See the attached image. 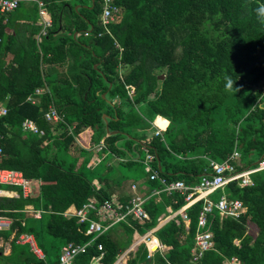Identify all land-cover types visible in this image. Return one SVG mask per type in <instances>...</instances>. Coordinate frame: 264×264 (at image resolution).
<instances>
[{"label":"trees","instance_id":"16d2710c","mask_svg":"<svg viewBox=\"0 0 264 264\" xmlns=\"http://www.w3.org/2000/svg\"><path fill=\"white\" fill-rule=\"evenodd\" d=\"M40 1L51 25L39 41V24L29 25L28 34L21 27L8 34L0 17V104L7 108L0 116V168L22 172L32 187L27 198L0 197V215L11 220L0 237L7 240L13 233L9 253L0 249V264H45L29 244L16 242L20 234L33 235L42 252L49 245L54 264L63 244L95 236L87 233L88 221L63 215L91 198L97 206L110 199L107 176L87 167L95 149L126 159L118 165L134 167L146 147L159 177L189 185L211 172L210 159L223 161L234 148L240 160L247 159L243 167L250 156H264V0H112L118 12L107 25L100 19L103 0ZM37 87L45 91L32 104L26 98ZM50 104L61 121L44 117ZM157 115L168 120L164 141L151 132L150 121ZM26 119L43 133L23 131ZM155 122L166 125L161 118ZM144 172L148 187H161ZM249 177L252 185L229 181L211 193L213 201L222 194L241 200L245 211L233 218L214 209L203 228L212 234V246L197 259L202 200L185 208L187 225L177 213L154 231L159 248L150 258L141 243L129 252L127 264H224L232 257L240 264H264V170ZM27 204L42 209L41 216L26 217ZM185 204L179 191H162L158 200L149 197L144 202L147 219L128 216L116 222L73 264H90L100 252L98 243L101 263L114 264L135 230L143 235L167 206L173 213ZM89 218L96 219L95 212ZM249 222L255 232L248 231Z\"/></svg>","mask_w":264,"mask_h":264},{"label":"built area","instance_id":"2783aa9c","mask_svg":"<svg viewBox=\"0 0 264 264\" xmlns=\"http://www.w3.org/2000/svg\"><path fill=\"white\" fill-rule=\"evenodd\" d=\"M20 0H0V15H7L13 10H15L19 5ZM38 6V12L40 16V26L41 29L36 35L37 41L41 39V36L45 34L47 27L51 25V18L48 15L44 4L40 0H35ZM118 12V7L113 4L112 0H103L102 12L100 19L103 25H107L114 19V15ZM89 31H86L87 34ZM1 42V38H0ZM45 91L42 87H37L34 89V92L27 96L26 100L32 104L39 102V95ZM133 89L131 88L128 93L132 94ZM7 113V108L5 105L0 104V116H3ZM44 117L47 121L57 122L62 120V115L59 114L58 110L50 104L47 111L44 113ZM21 129L23 131H30L33 133L42 134L43 131L40 130L31 119H26L21 123ZM154 135L159 136L162 141L163 138V129L160 126L154 125ZM2 155V148L0 146V156ZM239 158V152L236 148L232 151L231 155L223 161H215L210 159L209 166L211 167V172L209 174H204L201 176L200 180L193 185L184 183L181 180H172L168 181L164 177H159L158 172L151 167V162L154 159V155L146 152V156L143 160L145 170L149 173L150 179H157L161 184L160 188H153L151 195H156L162 191L171 193L173 191H179L184 194V201L186 204L179 209V213L184 220L187 219L184 210L189 205L193 204L198 200H202L201 209L197 216V228L198 232L195 238V254L194 260L197 259L203 251L209 249L212 246V234L209 231H204L203 228L206 225L207 216L214 210H218L221 216H230L233 218H238L244 211L245 207L242 204L241 200L229 198L226 194H222L217 200L213 201L207 197V195L213 192L217 188H223L225 184L229 181H236L239 186L252 185L253 181L249 177L252 172L263 170L264 169V159L256 163V166L249 168L247 170H237L236 161ZM0 184L16 187L19 191V194L23 198L30 196L32 192L31 181L27 179L22 172L13 169L0 168ZM133 189L136 188L135 184H132ZM146 198L134 194L128 201L125 207L117 206L113 203L111 199H106L102 202L100 206L96 205L94 198L89 199L85 202L80 208H77L73 213L77 217L78 222L88 221L87 233H94L95 236L88 242L85 243H73L68 242L63 244L60 247L58 263L57 264H73L75 258L86 251L87 247L95 239V237L103 232H105L110 226L115 224L120 220H125L128 216L132 218L143 221L148 218V214L144 209V202ZM95 212V214L108 215L112 213L109 217L110 221L102 223L97 219L89 218L90 212ZM42 209H36L33 211V216L39 218L42 214ZM175 214V215H176ZM11 225V220L3 215H0V230L8 229ZM154 230L152 228L147 230L143 234L141 239L138 242H142L146 247V258H150L152 254L159 248V242L154 238ZM17 242L28 241L32 243L31 237L27 234H20L16 239ZM32 251L35 255L43 258V255L40 253L39 249L32 245ZM97 248L100 251L98 256H96L90 264H102L101 258L103 256V247L101 243L97 244ZM125 252H121L115 264H120L124 259ZM37 264V263H31ZM142 264V263H140ZM224 264H240V261L236 257H232L224 260Z\"/></svg>","mask_w":264,"mask_h":264},{"label":"crops","instance_id":"0c3cea01","mask_svg":"<svg viewBox=\"0 0 264 264\" xmlns=\"http://www.w3.org/2000/svg\"><path fill=\"white\" fill-rule=\"evenodd\" d=\"M37 6V2L35 0H20L19 1V5L18 7L13 10L12 12H10L9 14L7 15H0V17H4L3 19V22L4 23H7V28H6V32L8 34H14L13 32V28H17V27H21L24 29V32L23 34H28V26L31 25V24H40V16H39V12L37 13V11L35 10L34 6ZM20 6H22V12L20 15H16V16H13L12 13L15 12ZM38 7V6H37ZM77 8V7H76ZM49 15V14H48ZM50 16V15H49ZM27 26V27H26ZM90 31V30H88ZM22 33V32H21ZM76 35V33H74V36ZM11 56V54H9V57ZM104 94V93H103ZM105 95V94H104ZM104 97V96H102ZM105 117V114L103 115ZM157 118H161L162 120H165L166 121V125L164 127H161L163 129V132L164 130L166 129L167 125H168V120L163 118L162 116H159L157 115L153 121H150V124H151V132H154V125H157L156 124V119ZM158 126V125H157ZM107 134H114V133H110L109 131L107 132ZM136 146H134L135 148ZM137 148V147H136ZM143 150L145 151V156H146V147H143ZM240 156V154H239ZM106 155L104 153H101V152H98L94 151V153L92 154L91 156V159H90V162H89V166L90 164H95L97 162H101L102 159H106ZM137 157H138V154H137ZM264 156H261L259 158H256L254 160H252L251 158V162L249 164H246L245 167H243V163H245V160H240V157L237 159L236 161V164L238 165H241L243 168L242 170H247V169H251L254 167V165L256 166V163L259 162L261 159L263 160ZM115 156L109 161V163H107V167L108 166H117V164L119 163L117 160L115 161ZM145 158V157H144ZM143 158V160H144ZM118 159V158H116ZM118 160H122V161H125L126 159H118ZM142 160V162H143ZM144 165V164H143ZM93 166V165H92ZM90 166V167H92ZM119 166V165H118ZM107 169V168H106ZM264 170V169H263ZM146 171V170H145ZM117 176L113 175V176H110L109 178H107L108 180V183L107 186H106V191L107 193L110 194V199L113 203L117 204V206H121V207H125L126 204L128 203L129 199L134 195V194H139L143 197H145L146 199H148L149 197H155L156 200L159 199V193L156 194V195H151V191L153 190V188L151 189L150 187H148L147 183L145 180H142L140 181L139 183L137 182H131L130 184L128 185H118L117 183ZM97 186H100V184L98 183V180L97 179H94L93 181ZM102 184V183H101ZM132 184H135L136 185V188L133 189L131 187ZM3 185V184H2ZM32 188V187H31ZM213 193V192H211ZM211 193H209L207 195V197L209 199L210 196H211ZM19 195V191L16 187H12V186H8V185H3L2 187H0V197H16ZM212 200V199H211ZM38 208H34L33 205L31 204H27L24 206V209H23V212H24V215L26 217H32V218H37L35 216H33V211L36 210ZM77 208L74 206V205H71L70 207H68V209L63 213L64 216L66 217H70L73 215V213L75 212ZM176 212V211H175ZM175 212H171V207L170 206H167L166 207V211L164 213H162L160 215V217L158 218V223L155 227V230L157 228H159L160 226H162L165 222H167L169 219L173 218L175 216ZM43 213V212H42ZM96 215V214H95ZM112 215V213H109L107 216L106 215H103L102 213L101 214H97L96 215V219L98 221H101L102 223H105L107 221H110L109 220V217ZM189 222L188 219L185 220V224L187 225ZM111 227V226H110ZM109 227V228H110ZM108 228V229H109ZM107 229V230H108ZM7 230V229H4V231ZM154 230V231H155ZM251 230H254V232L256 231V226L252 223H248V231H251ZM0 231H3V230H0ZM154 233V232H153ZM25 234V233H24ZM31 237V240H32V243L31 242H28V241H23V242H17V243H27L29 244L30 246V249L32 251V248L31 246L34 245L38 248L37 244H36V241L34 240L33 238V235L31 234H27ZM154 235V234H153ZM141 235L135 230L133 232V235H132V241H131V244L128 246L127 249H125L123 252H125L126 250H129L127 251V254L125 255L124 259L120 262V264H127V261L128 259L130 258V253L129 252H134L136 249H137V246H139V244H141L142 242H138L139 241V238ZM11 238H13V233L9 236V238L7 240H5L4 238L0 237V245L2 244H5L7 245V250L5 252L2 251V254L4 255H7L10 251V244H9V241L11 240ZM154 238L158 241V239L156 238V236L154 235ZM145 245V244H144ZM39 249V248H38ZM40 253L43 255V258L35 255L32 251V253L34 254V256L37 258V259H40V260H44L45 264H49L46 259H45V256H44V253L41 251V249H39ZM35 263V262H33ZM115 263V262H114Z\"/></svg>","mask_w":264,"mask_h":264},{"label":"rangeland","instance_id":"374dc122","mask_svg":"<svg viewBox=\"0 0 264 264\" xmlns=\"http://www.w3.org/2000/svg\"><path fill=\"white\" fill-rule=\"evenodd\" d=\"M79 7L80 4L77 3L74 8L76 7ZM22 12V6H20L15 12L12 13L13 16H16V15H20ZM143 108V107H142ZM133 145H136L135 142ZM141 157H145V151L142 149L141 150ZM113 158V156H108L106 159H102L101 162H97L95 164H90V166L95 167L94 168V173L98 176V175H101V176H107V178H109L110 176H117V183L118 185H128L130 184L131 182H137L139 183L140 181L142 180H145L146 178V173L144 172L145 170V167L143 165V163L141 162H137L135 163V166L134 167H126V166H123V165H119L117 164V166H113L111 167L110 169H108L107 171L106 168H107V163H109V161ZM250 158L252 160L256 159V155H252L250 156ZM79 160V159H78ZM118 161V159L115 158V161ZM245 161L247 159H244ZM81 162L78 161V164L79 165ZM87 167H89V165H87ZM85 173H87V169L84 168L83 170ZM146 181V180H145ZM143 235H141L140 237H138L139 239H141ZM132 241V239H131ZM48 244V243H47ZM131 244V243H130ZM7 245L5 244H2L0 245V249H2L3 252H5L7 250ZM44 253V256H45V259L46 261L49 263V264H54V260H55V257L53 255V249L47 245L46 246V250L43 251Z\"/></svg>","mask_w":264,"mask_h":264},{"label":"clouds","instance_id":"9594fccd","mask_svg":"<svg viewBox=\"0 0 264 264\" xmlns=\"http://www.w3.org/2000/svg\"><path fill=\"white\" fill-rule=\"evenodd\" d=\"M260 12H261L262 14H264V8H261V9H260ZM231 85H232V82H231V80H229V82H228V87L231 88Z\"/></svg>","mask_w":264,"mask_h":264},{"label":"water","instance_id":"95a60500","mask_svg":"<svg viewBox=\"0 0 264 264\" xmlns=\"http://www.w3.org/2000/svg\"><path fill=\"white\" fill-rule=\"evenodd\" d=\"M77 8H78V6H77ZM77 8H75V9H77ZM95 67H96V65H94ZM163 78V75H160V79H162ZM102 96H104V94H102ZM110 133H116L117 131H109ZM179 211V210H178ZM178 211H176V212H178ZM175 212V213H176ZM116 262V261H115ZM115 264V263H114Z\"/></svg>","mask_w":264,"mask_h":264}]
</instances>
